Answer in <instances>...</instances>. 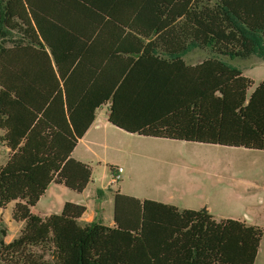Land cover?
Here are the masks:
<instances>
[{"label":"trees","instance_id":"16d2710c","mask_svg":"<svg viewBox=\"0 0 264 264\" xmlns=\"http://www.w3.org/2000/svg\"><path fill=\"white\" fill-rule=\"evenodd\" d=\"M59 4L64 16L48 19L49 33L34 17L50 48V54L43 51L47 86L26 82L24 48L0 46V141L10 148L9 159L0 164V208L14 201L13 218L24 223L12 241L1 240L0 264H255L263 227L217 220L205 209H179L118 191L115 225L108 226L82 224L81 204L66 202L61 213L47 217L32 207L53 181L77 192L86 188L91 167L71 153L111 94L109 120L128 132L264 150V79L256 84L223 58L264 56V0ZM6 7L12 11L10 3ZM19 20L14 25L26 18ZM79 28L99 29L95 43H102L110 28L117 52L140 53L110 93L91 104L67 90L74 64L94 36ZM142 36L150 38L146 44ZM191 43L214 55L188 63L183 53ZM108 52L114 51L104 56ZM60 78H66L62 87Z\"/></svg>","mask_w":264,"mask_h":264},{"label":"crops","instance_id":"0c3cea01","mask_svg":"<svg viewBox=\"0 0 264 264\" xmlns=\"http://www.w3.org/2000/svg\"><path fill=\"white\" fill-rule=\"evenodd\" d=\"M61 1L63 2V0H0V17L7 18L8 20L6 22L3 20L0 22V46L6 49H16L17 47L25 49L26 82L31 85H35L36 88L43 85L47 86L48 84V71L45 70L47 64L43 51L50 54V48L43 40L38 28L36 27L34 17H38L40 19V23L44 25L45 31L49 33L48 19H57L64 16V11L60 8L61 6L59 4ZM9 3L12 7V11L10 12L6 7ZM20 17H25L26 21L18 27L14 24L16 21L21 22V20H19ZM78 31L90 34L94 33V36L89 42V51L83 52L74 64V67L76 68L71 81L69 80L67 89L68 96H71L77 101L80 99H89L91 104V101L93 102L98 98L106 96L107 93H110L109 91L116 78L124 69H128L134 65L140 53L132 52V50L117 52L116 45L118 46V44L115 42V39L111 37L112 29L110 28H106V30L103 31L102 43H95L94 41V39L96 40L97 38L99 29L94 31L93 28H79ZM139 37L141 36L139 35ZM142 39L143 43L146 44L150 38L147 39L142 36ZM79 46H76L77 50L80 48ZM199 49L203 51L208 48L199 47ZM110 50L114 52H108V54L104 56V52ZM200 55L203 54L200 52ZM200 55L198 54L197 56L199 57ZM193 57L194 56H191L192 61H188L184 56L185 60L191 64L199 63L205 59V57H203L202 59L193 61ZM52 62L53 66L57 68L53 60ZM262 62H264V60ZM62 66L66 68L67 63H62ZM67 76L68 74L66 77ZM8 77L10 79H14L15 75L9 74ZM65 79L66 78H60L61 87L64 85ZM63 92L65 96V91ZM111 105L112 94L107 101L100 104L95 109V116L92 123L89 125L83 136L79 138L71 153L73 158L86 163L91 167L92 176L86 188L81 192H77L63 183L53 181L49 184L37 204L32 207L33 210L36 206L42 204V210L38 212L33 211L34 213L40 215L41 217H47L51 214L61 213L66 202H73L86 206L85 212L79 218V221L82 224L90 223L92 221H100L105 225L114 226L115 194L118 191L123 194H129L119 189L114 191L109 199H106L107 195L104 191L106 184H98V179L94 176L95 164H99V166H102L104 170L106 169V166L109 165L114 167V170L111 169L112 177L114 173H117L118 166L123 167V165L117 164L119 160L115 158L119 157L121 159L124 156L129 155L128 149L124 147V141L129 138H154L170 141L194 142L144 136L138 133L128 132L123 128L116 126L109 120ZM195 143L207 144L202 142ZM0 150H3L4 153L7 154L6 161L2 163L5 164L10 156V148L7 147L4 142L0 141ZM124 171L125 168L123 167L122 173ZM108 183H114L112 182V178L108 181ZM183 190V192L176 195L170 194L169 198L156 199V201L175 205L179 209L194 210L202 209L206 203L208 206H205L204 209L211 213L215 219H225L224 216L218 217L216 215V210H214L213 206L209 205V203L205 201L207 198L204 194L200 193V191L193 188ZM138 198L146 199L142 197ZM108 208L111 212L107 211ZM226 218L232 217L227 216Z\"/></svg>","mask_w":264,"mask_h":264},{"label":"rangeland","instance_id":"374dc122","mask_svg":"<svg viewBox=\"0 0 264 264\" xmlns=\"http://www.w3.org/2000/svg\"><path fill=\"white\" fill-rule=\"evenodd\" d=\"M183 55L188 61L194 56L196 61L214 53L210 48L201 51L196 43H191ZM223 58L256 84L264 79L263 53L248 58ZM124 143L129 155L115 158L125 168L119 181L108 183L112 178L111 165L104 170L95 164L94 176L98 184H106V199L119 189L129 195L156 200L193 188L206 196L205 201L213 206L218 217L231 216L264 229V150L154 138H129ZM6 158L7 154L0 150V164ZM14 205L13 201L0 208V242L12 241L24 225L13 218ZM205 206L208 205L205 203L202 209ZM40 210L42 204L33 209ZM107 211L111 212L109 208ZM46 257H50V252ZM255 264H264V236Z\"/></svg>","mask_w":264,"mask_h":264},{"label":"built area","instance_id":"2783aa9c","mask_svg":"<svg viewBox=\"0 0 264 264\" xmlns=\"http://www.w3.org/2000/svg\"><path fill=\"white\" fill-rule=\"evenodd\" d=\"M123 171V167H117V173H114L112 176V182H117L121 178V173Z\"/></svg>","mask_w":264,"mask_h":264}]
</instances>
